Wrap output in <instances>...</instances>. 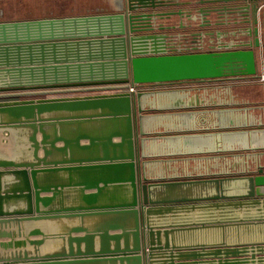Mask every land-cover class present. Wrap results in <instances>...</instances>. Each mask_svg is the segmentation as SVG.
Instances as JSON below:
<instances>
[{"label":"water","instance_id":"95a60500","mask_svg":"<svg viewBox=\"0 0 264 264\" xmlns=\"http://www.w3.org/2000/svg\"><path fill=\"white\" fill-rule=\"evenodd\" d=\"M162 1L0 21V264H264V0Z\"/></svg>","mask_w":264,"mask_h":264},{"label":"rangeland","instance_id":"374dc122","mask_svg":"<svg viewBox=\"0 0 264 264\" xmlns=\"http://www.w3.org/2000/svg\"><path fill=\"white\" fill-rule=\"evenodd\" d=\"M44 0H0V21H11V20H24V19H34V18H44L53 16H69V15H83L87 12L88 7L81 6L78 0H72L75 4L74 6H69L66 4L67 0H58L59 5L56 9L55 6H49L48 4H43ZM70 1V0H69ZM90 9V8H89ZM89 10L88 12H95ZM79 13V14H78ZM167 88V86H156L152 84H141L137 91H152L156 89ZM126 89L113 90V91H87V92H70L61 94H50V95H39L32 97H18L14 99H26V98H39V97H63V96H79V95H93L98 93H109V92H120ZM13 98H8L5 100H12Z\"/></svg>","mask_w":264,"mask_h":264},{"label":"crops","instance_id":"0c3cea01","mask_svg":"<svg viewBox=\"0 0 264 264\" xmlns=\"http://www.w3.org/2000/svg\"><path fill=\"white\" fill-rule=\"evenodd\" d=\"M122 0H78V3H75L74 1L72 2V0H67L66 4H70L69 6H74L75 4L81 5V6H86L88 7L87 12L83 13V14H93V13H101V12H112V11H116L119 8V5L121 3ZM75 3V4H73ZM43 4H48L49 6H55L56 9L59 5V1L58 0H44ZM90 8V9H89ZM95 12H88L89 10H93ZM79 14V13H78ZM58 16H62L57 14ZM258 69H259V73L261 74L262 77H264V54L263 51H259L258 52ZM253 82H255L256 84H258L259 82H264V80L262 78L254 80Z\"/></svg>","mask_w":264,"mask_h":264},{"label":"flooded vegetation","instance_id":"af4514ba","mask_svg":"<svg viewBox=\"0 0 264 264\" xmlns=\"http://www.w3.org/2000/svg\"><path fill=\"white\" fill-rule=\"evenodd\" d=\"M166 0H163L162 1V4L163 3H166L165 2ZM207 6H209V5H207V4H199V5H194L193 7L195 8V10H197V13L200 11V9L203 7L204 9H206V7ZM211 7H209V9H214V7H215V5H210ZM170 9V8H169ZM208 9V8H207ZM214 12H211V10H210V12L208 13V17L210 18V17H212V16H214V14H213ZM203 15H205L206 14V11H204L203 13H202ZM212 14V15H211ZM210 15V16H209ZM206 16H207V14H206ZM205 16V17H206ZM199 19H200V17H199ZM198 19V20H199ZM201 20V19H200ZM200 20L198 21V23L199 24H202L203 22H200ZM205 22V21H204ZM182 46H180L181 48H182V51L183 52H191V51H193L192 49H189V48H192L193 46H191L192 44H191V42H188V43H183V44H181ZM209 45H206V47H204V51H210V50H216V49H214V48H210V47H208ZM179 47V46H178ZM194 52H201V50H195Z\"/></svg>","mask_w":264,"mask_h":264},{"label":"built area","instance_id":"2783aa9c","mask_svg":"<svg viewBox=\"0 0 264 264\" xmlns=\"http://www.w3.org/2000/svg\"><path fill=\"white\" fill-rule=\"evenodd\" d=\"M262 79L264 80V77H262ZM140 86H141V85H139V86H137V87H131V88L129 89V91H133V92H135V90H136V89H139Z\"/></svg>","mask_w":264,"mask_h":264},{"label":"bare ground","instance_id":"6f19581e","mask_svg":"<svg viewBox=\"0 0 264 264\" xmlns=\"http://www.w3.org/2000/svg\"><path fill=\"white\" fill-rule=\"evenodd\" d=\"M2 146V145H1ZM2 147H6V148H8V143H7V141H4V143H3V146Z\"/></svg>","mask_w":264,"mask_h":264}]
</instances>
